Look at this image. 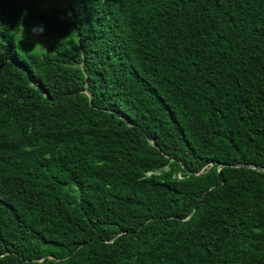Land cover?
Instances as JSON below:
<instances>
[{
  "label": "trees",
  "instance_id": "1",
  "mask_svg": "<svg viewBox=\"0 0 264 264\" xmlns=\"http://www.w3.org/2000/svg\"><path fill=\"white\" fill-rule=\"evenodd\" d=\"M0 264H264V0H0Z\"/></svg>",
  "mask_w": 264,
  "mask_h": 264
},
{
  "label": "rangeland",
  "instance_id": "2",
  "mask_svg": "<svg viewBox=\"0 0 264 264\" xmlns=\"http://www.w3.org/2000/svg\"><path fill=\"white\" fill-rule=\"evenodd\" d=\"M43 41L42 45H37L36 43H33L35 48L37 49H44V50H50L51 48V44L55 42V38L54 37H44V36H40L37 33H33L31 34V42H35V41Z\"/></svg>",
  "mask_w": 264,
  "mask_h": 264
},
{
  "label": "water",
  "instance_id": "3",
  "mask_svg": "<svg viewBox=\"0 0 264 264\" xmlns=\"http://www.w3.org/2000/svg\"><path fill=\"white\" fill-rule=\"evenodd\" d=\"M89 97L91 98V95H89ZM153 144V143H152ZM154 145V144H153ZM247 167H251V168H253V166H247Z\"/></svg>",
  "mask_w": 264,
  "mask_h": 264
}]
</instances>
